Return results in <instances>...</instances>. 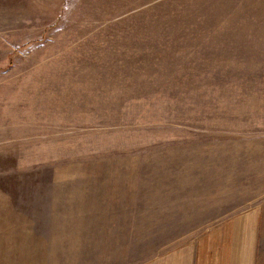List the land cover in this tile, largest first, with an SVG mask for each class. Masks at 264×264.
I'll return each instance as SVG.
<instances>
[{
  "label": "rangeland",
  "instance_id": "374dc122",
  "mask_svg": "<svg viewBox=\"0 0 264 264\" xmlns=\"http://www.w3.org/2000/svg\"><path fill=\"white\" fill-rule=\"evenodd\" d=\"M264 211V0H0V264H143Z\"/></svg>",
  "mask_w": 264,
  "mask_h": 264
},
{
  "label": "crops",
  "instance_id": "0c3cea01",
  "mask_svg": "<svg viewBox=\"0 0 264 264\" xmlns=\"http://www.w3.org/2000/svg\"><path fill=\"white\" fill-rule=\"evenodd\" d=\"M143 264H264V211L237 215L224 226Z\"/></svg>",
  "mask_w": 264,
  "mask_h": 264
}]
</instances>
